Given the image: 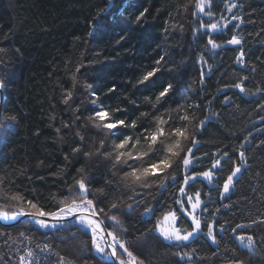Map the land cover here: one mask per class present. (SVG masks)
<instances>
[{"label":"trees","instance_id":"obj_1","mask_svg":"<svg viewBox=\"0 0 264 264\" xmlns=\"http://www.w3.org/2000/svg\"><path fill=\"white\" fill-rule=\"evenodd\" d=\"M195 3L0 0L1 120L16 117L15 122L6 121L7 130L0 131V204L6 203L5 193L19 192L52 209L61 197L69 195V187L75 193V180L83 176L90 192L103 189L104 195L96 196L101 207L107 210L113 200L120 205L118 215L126 231L117 234L145 264H227L232 258L244 264H264V224L260 223L264 221V0H212L215 15L211 21L203 14L193 15ZM232 3L238 7L229 12ZM141 12L144 15L138 21ZM233 15L240 19H232ZM201 20L230 21L223 32L209 33L221 48L210 51L211 45L206 47L204 30L196 31ZM232 35L240 36L243 44L227 45ZM241 47L243 66L236 63ZM201 55L206 63L200 62ZM161 56L163 60L157 65ZM157 66L161 70L152 81L137 83ZM76 67H80L79 73ZM241 82L244 92L235 87ZM168 83L173 90L164 101L149 103L146 98H154ZM112 88L114 92L109 91ZM68 90L72 100L65 105L63 97ZM94 98L105 107L124 110L115 115L136 120L137 129H127L125 134L150 128L158 113L183 126L173 111L179 106L181 113L194 117L190 132L199 140L195 150V155L202 157L196 161L198 170L210 167L215 154L226 151L229 160L227 164L222 161V166L227 174L233 161L243 164L238 151L245 152L247 165L228 198L221 200L219 190L206 181L199 182L202 198L208 201L204 218L215 217L217 223L228 227V231L217 233L218 244L203 235L183 245L162 240L153 231V215H144L143 209L154 206V215H159L161 206L173 204L174 188L138 189L134 194L121 185L123 167L113 168L111 159L103 155H83L84 144L103 138L88 120ZM204 117L208 122L199 131L195 124ZM78 131L83 142L76 135ZM104 139L107 148L111 137ZM242 143L244 148L240 149ZM75 147H81V152L74 153ZM176 175L179 178L181 173ZM102 219L106 226L112 223ZM182 219L187 221V217ZM237 223L251 225L237 232L254 235V252L232 235L231 228ZM65 224L66 228L58 229H44L31 221L0 224V264H19L28 242L21 238L13 243L9 237L17 238L21 231L32 237V247L50 245L51 251L36 249L39 264H57V253L72 264H101L104 257L92 248L91 233L74 221ZM185 226L190 229V221ZM181 251L192 253L193 259H181L176 255Z\"/></svg>","mask_w":264,"mask_h":264},{"label":"snow or ice","instance_id":"obj_2","mask_svg":"<svg viewBox=\"0 0 264 264\" xmlns=\"http://www.w3.org/2000/svg\"><path fill=\"white\" fill-rule=\"evenodd\" d=\"M211 4L212 0H196L194 5L196 11L193 15L203 14L209 17L211 21L215 15L211 11ZM236 7L238 5L232 3L227 10L231 12ZM143 15L144 13L141 12L137 20L139 21ZM222 19L224 18L222 17ZM232 19L240 18L233 15ZM228 23L230 21L223 24L219 21L209 23L200 21L196 31L204 30L207 39L206 47L211 45L210 51L219 49L222 45L209 33L223 32L227 29ZM226 44L239 46L243 44V39L238 35H232ZM244 56L245 53L241 47L236 57V63L243 66ZM162 60L163 56L156 61V64L160 65ZM200 62L206 63L203 55L200 57ZM160 70V67L157 66L145 72L137 83L147 85ZM208 71L210 72L211 68ZM75 72L79 73L80 67H76ZM203 76L204 72L201 71V83H203ZM75 78L73 75L72 79L75 80ZM3 87L4 84L0 81V88ZM86 87H90V85H86ZM235 87L241 92L245 91L242 82L235 84ZM172 90V84H165L154 98L146 99L149 100V103L159 104ZM109 91L114 92L115 89L112 88ZM91 95L95 97L96 94L92 93ZM71 100L72 91L68 90L64 93L63 103L68 105ZM91 103L95 107L88 120L91 127L96 129L97 134L103 138L98 143L84 144L83 147L86 150L83 155L89 158L94 155H103L104 158L111 159L113 168L123 167L124 171L120 177L121 185L134 194L138 189L174 188L176 195L173 204L176 207H173V204H165L161 206L159 215H154V206H145L143 209L144 215H153V219L156 221L153 231L162 240L183 245L190 242L194 237L203 235L213 244H218L217 233L228 231V227L225 223H217L215 217L204 218L203 213L209 211L208 201L202 198L199 182L206 181L208 185L219 190L221 200L228 198L239 182L242 167L247 165L245 152L243 150L238 151L239 161H242L243 164L233 161L232 168L227 174H223L222 166V161L227 164L229 160V154L226 151L216 153L211 160L210 167L205 170H198L196 161L202 160V157L195 155L199 140L190 132L194 117L186 111L181 113L179 106L173 111L177 113L176 120L184 122L183 126L177 125L171 116L166 117L158 113L152 118L150 128L144 126L135 134H125L127 129H137L135 119L126 120L123 116L115 115V113L124 110L119 107L115 109L105 107L103 104H98L95 98L91 100ZM147 115V113H141V116ZM6 121L15 122L16 117L10 115L0 120V131L8 129ZM207 122V117L199 119L195 124L196 129L203 131ZM64 127L68 128L69 125L65 124ZM57 131L60 130L57 129ZM76 135L81 142L84 141V136L79 131ZM108 137L111 139L108 141V147L105 148L104 138ZM185 142H189L187 147ZM247 142L245 140V143ZM239 148L243 149L244 144H240ZM73 152H81V147L73 148ZM177 171L181 173L179 178L176 175ZM2 183L3 181L0 180V184ZM73 187L76 189L75 193H73V188L69 187V195L61 197L52 209L46 208L36 200L26 198L19 192L5 193L3 199L6 203L0 204V220L10 222L17 221L21 217H30L35 224L44 229L49 227L53 229L66 228L68 225L63 222L73 220L91 233L92 248L99 256L104 257L101 264H145L144 258L131 251L127 241L117 234V231H126L123 229L122 221L118 215L120 205L113 200L107 210L101 207L102 201L98 202L96 196L97 194L104 195L103 189L90 192L83 176L75 180ZM208 197L210 201V193ZM128 207L131 209L132 205ZM216 211L219 212V209ZM102 217L107 218L112 223L106 226ZM182 217H187V221H190V229L185 226L187 221H183ZM49 220L53 223H49ZM252 223L255 224L257 221H252ZM260 223L264 224V221H260ZM250 226L237 223L231 228V233L240 245L252 253L255 250L254 235L244 231L237 232L238 229L243 230ZM109 228L114 230L110 231ZM3 235L8 236V233H3ZM21 238L23 241H27L29 246L23 249L22 255H19V264H39L36 259V249H39L41 253L45 250L51 251L49 244H43V246L36 244L35 247H32V237L23 231L19 232L17 238L9 237L13 243L19 242ZM194 251L195 249H193ZM56 255L59 256L57 264H72L59 253ZM176 255L181 259H193L192 253L189 252L181 251ZM227 264H244V261L239 258H232Z\"/></svg>","mask_w":264,"mask_h":264},{"label":"water","instance_id":"obj_3","mask_svg":"<svg viewBox=\"0 0 264 264\" xmlns=\"http://www.w3.org/2000/svg\"><path fill=\"white\" fill-rule=\"evenodd\" d=\"M0 120H1V117H2V103L4 101V94H3V88H0ZM33 222L32 219L30 217H21L19 220L17 221H10V222H6V221H3V220H0V224H4V225H12V224H20V223H24V222ZM69 221H73V220H69ZM49 223H53V221H48ZM68 221H65L63 223H66ZM109 230V229H108Z\"/></svg>","mask_w":264,"mask_h":264},{"label":"bare ground","instance_id":"obj_4","mask_svg":"<svg viewBox=\"0 0 264 264\" xmlns=\"http://www.w3.org/2000/svg\"><path fill=\"white\" fill-rule=\"evenodd\" d=\"M95 251V250H94ZM96 253V252H95ZM97 254V253H96ZM97 256H99V254H97ZM100 257V256H99Z\"/></svg>","mask_w":264,"mask_h":264}]
</instances>
